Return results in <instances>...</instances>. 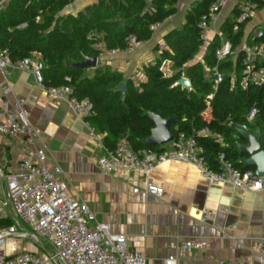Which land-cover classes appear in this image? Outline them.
Masks as SVG:
<instances>
[{"label": "trees", "instance_id": "obj_1", "mask_svg": "<svg viewBox=\"0 0 264 264\" xmlns=\"http://www.w3.org/2000/svg\"><path fill=\"white\" fill-rule=\"evenodd\" d=\"M72 1L7 0L0 3V47L7 50L12 60L31 57L39 61L45 84H70L77 99L88 98L92 109L84 119L102 135L108 148L125 143L132 151L143 147L160 150L161 146L141 142L154 126L148 115L153 112L162 118L176 117V123L170 128L174 136L179 132L192 134L193 129L202 127L218 134L221 141L212 136L197 137L211 168H220L217 153L222 150L237 168L254 170L244 163L245 156L237 149L235 141L244 143V138L236 129L240 124H246L249 131L259 127L260 144L264 149V86L253 82L246 88L240 85L244 55L236 49L243 39L245 23L236 21L237 6L221 25L222 38L231 43L233 52L218 62L222 81L215 87L214 76L204 66L216 64L215 50L222 38L216 35L207 45L203 62L191 63L203 44L199 17L209 11L214 1L198 0L186 11L184 24L164 35V48L153 62L144 66L146 80L137 85L131 79L125 80L127 90L123 102L120 92L113 90L123 80V73L107 65L90 68L68 65L97 56V44H103L106 50H124L130 35H134L137 42L148 40L153 33L152 25L176 12L177 0H97L75 14H60ZM235 25H238L236 29ZM257 29L262 30V36L258 37L256 31L248 34L246 39L250 44L264 42V23ZM36 55L38 57L34 58ZM163 60L172 62L174 71L170 76H165L160 69ZM258 63L264 66V58ZM183 75L191 81L192 90L175 85ZM210 93L213 95L208 99ZM252 107L257 113L248 121L246 114Z\"/></svg>", "mask_w": 264, "mask_h": 264}, {"label": "crops", "instance_id": "obj_2", "mask_svg": "<svg viewBox=\"0 0 264 264\" xmlns=\"http://www.w3.org/2000/svg\"><path fill=\"white\" fill-rule=\"evenodd\" d=\"M96 1L73 0L60 14H75ZM195 1L198 0H177L176 12L161 22L148 40L138 42L130 51L117 50L111 54L105 50L103 55L97 56V65H107L123 73L124 81L131 79L136 85L145 81L144 66L153 62L164 48V35L184 24L186 11ZM236 4L237 0H229L220 9L206 31V41L191 63L203 62L207 45L217 33L222 34L221 25ZM263 23L264 2L245 23L243 38L255 33ZM163 62L164 69L171 75L172 62ZM6 81L12 88L10 98L20 95L25 99L28 118L40 129V144L46 148L47 164L61 168L59 179L63 185L87 204L96 220L107 222L112 231L124 234L130 249L142 252L148 264L169 255L176 256L178 264H216L218 259L236 260L238 257L264 264V256L251 250V238L264 240V190L246 191L230 183H212L194 165L182 162L159 165L149 177L137 170L104 173L97 165L102 153L100 145L90 138L82 117L72 111L67 102L50 100L28 70L14 68L6 77L0 72V90ZM24 140L21 133H0L2 173L17 169L18 162L33 150ZM244 143H247L245 139ZM147 182L161 186L162 194H146ZM134 188L139 190L135 192ZM4 201L6 179L0 175V228L16 224L18 229L29 232L27 224L15 215L9 204H2ZM201 209H210L215 216L202 220ZM230 225H234L232 231ZM188 238L206 239L208 246L179 250L178 242ZM10 246H15L16 251L51 252V249L46 250L47 244L31 237L9 239L7 247Z\"/></svg>", "mask_w": 264, "mask_h": 264}, {"label": "built area", "instance_id": "obj_3", "mask_svg": "<svg viewBox=\"0 0 264 264\" xmlns=\"http://www.w3.org/2000/svg\"><path fill=\"white\" fill-rule=\"evenodd\" d=\"M229 0H214L209 6V11L199 17L198 24L202 28L201 39L206 41V31L215 22L220 9ZM264 0H237L239 9L236 21L246 23L251 19L259 4ZM2 3V0L0 1ZM160 23L152 25L155 30ZM24 25V24H23ZM21 25V26H23ZM238 25H235L236 29ZM217 35L222 38L221 33ZM256 35L262 36V30L257 29ZM125 51H130L138 43L134 35L128 38ZM99 52L97 56L105 53V48L96 45ZM163 48V45L160 46ZM114 54L117 50H107ZM244 55V67L240 85L246 88L248 83L264 84V66L258 61L264 58V42L250 44L243 38L236 52ZM233 52L231 43L222 40L216 48V64L212 67L204 66L214 76V87L222 81V73L218 68V62ZM235 52V53H236ZM24 69L31 72L36 85L53 102L65 101L76 114L80 115L88 130L90 138L94 139L101 147L102 153L97 158V165L104 173H112L119 169L137 170L147 177L153 170L162 164L169 162H182L194 165L198 171L212 183H230L232 186L246 191L264 190V176H258L253 169H239L229 159L225 152L217 153L220 168H211L208 164L205 149L197 141V137L212 136L221 141L218 134L212 133L208 127L193 129L192 134L179 132L173 140L161 145L160 150L147 147L132 151L125 143H120L111 149L104 145L102 136L84 118L92 109L88 98L81 100L74 95L73 86L62 84L59 86L47 85L44 82L42 64L24 57L12 60L6 49L0 47V72L6 77L11 69ZM160 69L165 76H170L164 69V62ZM65 79L70 81V77ZM230 84L235 85L234 74L230 77ZM12 88L6 81L0 90V133L24 135V142L33 146V150L27 153L19 162L15 170L0 175L6 179V201L15 215L23 220L29 232L18 229L16 224L0 228V264H148L146 257L140 251L131 250L126 236L112 231L107 222L94 218L87 204L76 194L70 192L59 179L62 172L58 165L47 164V152L44 145L40 144V129L28 118L25 107V99L20 95H13ZM213 93L207 95L210 99ZM257 109L252 107L246 114L248 121L253 120ZM248 130L246 124L238 126ZM134 188L133 191H138ZM146 194L160 196L162 187L152 182H147L144 188ZM202 220H210L215 216L210 209H201L199 212ZM234 225L229 226L233 230ZM31 237L40 243L47 244L51 252L39 254L31 250L16 251L15 246L7 247L9 239H22ZM208 242L203 238H188L178 242V249L188 251L191 249H204ZM251 250L264 256V240L251 238ZM152 264H178V258L169 255ZM191 264V263H190ZM216 264H259L251 263L243 257L236 260L218 259Z\"/></svg>", "mask_w": 264, "mask_h": 264}, {"label": "water", "instance_id": "obj_4", "mask_svg": "<svg viewBox=\"0 0 264 264\" xmlns=\"http://www.w3.org/2000/svg\"><path fill=\"white\" fill-rule=\"evenodd\" d=\"M74 68H90L97 66V56L85 57L81 62H75L68 65ZM175 85H179L186 90H192L193 85L191 81L181 76L176 80ZM264 86V84L262 85ZM113 90L119 91L121 100L124 102L127 84L124 80L117 83ZM150 119L154 126L151 128L150 134L141 140L142 143L148 146H161L173 140L174 135L170 128L176 123V117L171 116L162 118L160 115L153 112H148ZM237 132L243 137L247 143H240L235 141L238 151L245 156L244 163L254 167L255 173L258 176H264V149L260 144V128L256 127L254 131L244 130L241 128L236 129Z\"/></svg>", "mask_w": 264, "mask_h": 264}, {"label": "rangeland", "instance_id": "obj_5", "mask_svg": "<svg viewBox=\"0 0 264 264\" xmlns=\"http://www.w3.org/2000/svg\"><path fill=\"white\" fill-rule=\"evenodd\" d=\"M49 249H50L49 247H46V250H48V252H49ZM52 264H55V263H52Z\"/></svg>", "mask_w": 264, "mask_h": 264}]
</instances>
